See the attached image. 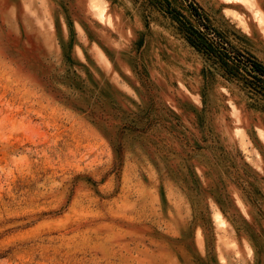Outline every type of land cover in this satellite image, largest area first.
Returning a JSON list of instances; mask_svg holds the SVG:
<instances>
[{
  "label": "rangeland",
  "instance_id": "374dc122",
  "mask_svg": "<svg viewBox=\"0 0 264 264\" xmlns=\"http://www.w3.org/2000/svg\"><path fill=\"white\" fill-rule=\"evenodd\" d=\"M0 264H264V0H0Z\"/></svg>",
  "mask_w": 264,
  "mask_h": 264
},
{
  "label": "trees",
  "instance_id": "16d2710c",
  "mask_svg": "<svg viewBox=\"0 0 264 264\" xmlns=\"http://www.w3.org/2000/svg\"><path fill=\"white\" fill-rule=\"evenodd\" d=\"M239 60H240V59H239ZM240 61H241V60H240ZM253 71H257V69L254 67V68H253Z\"/></svg>",
  "mask_w": 264,
  "mask_h": 264
}]
</instances>
